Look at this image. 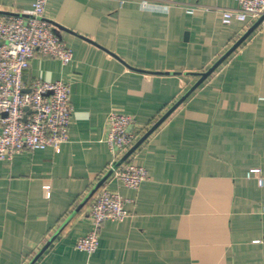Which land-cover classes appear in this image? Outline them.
Instances as JSON below:
<instances>
[{
	"label": "crops",
	"instance_id": "crops-1",
	"mask_svg": "<svg viewBox=\"0 0 264 264\" xmlns=\"http://www.w3.org/2000/svg\"><path fill=\"white\" fill-rule=\"evenodd\" d=\"M33 2L0 0V17ZM236 7L48 0L73 61L37 52L24 80L69 83V139L0 161V264H29L56 234L34 264H264V182L247 176H264V21L128 157L148 179L137 190L104 182L127 215L102 225L94 254L75 248L102 186L77 208L115 159L109 115L134 116L138 141L253 25L222 23L220 10Z\"/></svg>",
	"mask_w": 264,
	"mask_h": 264
},
{
	"label": "built area",
	"instance_id": "built-area-1",
	"mask_svg": "<svg viewBox=\"0 0 264 264\" xmlns=\"http://www.w3.org/2000/svg\"><path fill=\"white\" fill-rule=\"evenodd\" d=\"M236 8L220 10L222 23L254 22L264 14V0H236ZM48 0H34L29 10L0 17V161H11L24 151L58 149L69 139L72 118L70 85L64 80H35L27 84L25 74L39 52L68 65L73 52L45 16ZM195 6L188 7L193 12ZM136 118L112 112L107 120L106 142L114 154L110 178L137 190L149 177L148 171L128 158L113 168L135 144L139 135ZM262 185L260 167L247 172ZM48 188V187H47ZM126 199L118 192L101 187L92 200L88 215L92 229L77 238L75 248L92 255L99 246V232L107 221H121L127 215Z\"/></svg>",
	"mask_w": 264,
	"mask_h": 264
},
{
	"label": "water",
	"instance_id": "water-1",
	"mask_svg": "<svg viewBox=\"0 0 264 264\" xmlns=\"http://www.w3.org/2000/svg\"><path fill=\"white\" fill-rule=\"evenodd\" d=\"M264 21V14L260 16L253 25L237 40L235 44L231 46V48L225 52V54L220 57L208 70L205 72L197 73L200 78L195 82V84L177 101L175 104L157 121L151 128L121 157V159L113 165V168H116L118 165L123 163L138 147L167 119V117L178 107L180 106L189 96L190 94L200 85L202 84L213 72L214 70L255 30L257 26H259ZM56 27V24H53ZM58 27V26H57ZM60 27V26H59ZM112 169L108 170L105 176L98 182L94 188L87 194L82 203L78 206L77 209H80L84 204H86L92 196L97 192V190L104 184V182L111 176ZM57 235V234H56ZM53 236L44 248L37 254V256L29 263L34 264V262L38 259V257L50 246L53 239L56 237Z\"/></svg>",
	"mask_w": 264,
	"mask_h": 264
}]
</instances>
